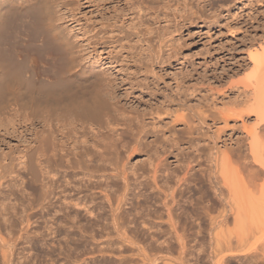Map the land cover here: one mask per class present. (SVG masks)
<instances>
[{"label": "rangeland", "instance_id": "obj_1", "mask_svg": "<svg viewBox=\"0 0 264 264\" xmlns=\"http://www.w3.org/2000/svg\"><path fill=\"white\" fill-rule=\"evenodd\" d=\"M141 1L144 2V9L142 10L136 4ZM60 10L59 24L65 26L69 37L80 45L81 65L87 69H99L104 74L103 77L106 80L103 79L102 82L105 84L102 83L104 85L101 86L107 90L104 94L113 93V98L112 95H107V97L110 100L113 99V102L116 101L115 103L121 109H115L116 112L119 111L118 114L115 112L116 116L119 117L121 113L127 116L134 112L143 115L142 117L146 120V133L143 135L144 138L140 145L135 146L134 149H136L134 150L131 144H127V149L129 147L131 149L122 148L125 152L128 151L125 154L123 153L124 150L120 149L128 168L136 171L135 173L141 178L139 179L143 186H141L142 188L139 187L140 185L137 186L140 188L137 190L133 186L135 191L132 192V195L130 193L131 197L128 198L131 201L129 200L127 205L124 204L126 206L122 205L120 213H123L124 216L120 214L122 225L119 226V232L117 229L115 231V227L110 224V209L106 205L102 208L104 210L101 209L103 214H101L100 209L95 211V214L99 213L98 215L94 214L95 217L89 216V213L82 209L70 211L71 216H73L72 214L75 215L73 219L71 216L69 219L68 211L63 217L62 214L57 217L54 212L60 222L62 218L64 219L62 222H66V217L67 221L71 220L68 222L69 224L72 223L74 227L71 224L70 227L68 222L63 224L54 221L56 218L53 212L45 214L40 209L38 211V214L41 213L38 215L39 223L33 225L30 216L33 212L31 211L33 198L31 186L33 182L31 184L30 163L31 157L33 158L34 153L37 152H35L33 141L35 140L33 139L34 129L32 127L34 120L28 116V112H26L27 115L19 114L20 112H17L18 114L10 113L9 116H6L7 118L5 117L0 122V172L7 170L5 171L7 174L0 182L2 184L0 187V235L3 237L0 236V238H5L4 240L1 239L0 245L6 244L11 247L13 250L10 248L11 252L9 251L10 254L8 255L12 254L13 257H6L9 249L3 245L5 249L0 248V264H4L2 261L7 259L8 262L11 258L12 261H9L11 264H29L30 262V264H177L175 258L178 257L180 250L182 252V248L174 241L177 232L173 228L172 221L175 220H172L173 218L170 217L168 211V208L173 207L174 209L176 207V202L173 201L181 198L180 195L176 194L177 191L174 188L183 189L188 184L194 189L195 186L198 191L194 189L193 193L184 195L183 200L186 201L185 199L189 197L194 203L197 202L196 199L200 197L198 192L202 187L200 186L201 177L196 175L193 179L191 175L207 166L205 156L198 157V153L189 149V141L192 135L188 136L186 133L189 129L186 128L187 125L182 116L187 114V107L204 112L205 115L209 116L208 123L212 130L210 133H205H208L207 135L221 134L225 142L219 146L225 151H228L229 148H237L236 144L240 141H245V144L249 142H246V136L243 135L245 131L243 126L245 125L248 129L254 128L257 125L255 116L252 117L251 122L246 120L244 124L239 118H233L226 124L221 120L223 118L221 115L223 113L230 114L232 110H245V106H242L241 103L244 98H247L248 93L249 96H253L250 92L254 90L255 84L252 77L254 62L258 54L263 52L261 50H264V0H77L74 11H69L68 8ZM121 20L127 22L128 26H135L147 40L159 45L158 63L152 62L146 56L141 44L136 39L121 38V35L112 33L110 26ZM20 24H16L15 33L11 40L14 47L12 49L20 56L24 65H27L28 72H32L36 78H46L51 52H47L43 48L44 52L41 46V44L43 45L42 39L28 34ZM158 34L159 37H157ZM32 74L27 73L28 76ZM107 88L112 93H109ZM249 96L248 98H250ZM263 97L264 95L260 96L261 99ZM262 101L264 104V99ZM58 116L53 117L54 119L57 117L56 121H51L54 123L57 132L54 131L51 135L52 140H49L53 147L61 140L67 144L74 143V141L80 143L83 141L81 139L88 138L83 131L71 123V118H69V122L64 117L59 118ZM253 124L255 125L253 126ZM183 130L187 131L184 132ZM258 130L260 129H256V131ZM40 135L43 138L46 137L45 134ZM40 135L38 139H43ZM204 139L200 138L201 145L205 144ZM51 142L49 143L51 144ZM126 142H129V139ZM176 143L181 149L184 147L185 152L190 153V160L188 156L183 159L181 151L174 150L173 145ZM163 147L166 150H163ZM18 148L24 153L16 152ZM36 150L39 149L36 148ZM38 152V158H41V152ZM174 153L175 155H173ZM21 157L24 158L23 161L20 160ZM240 157L233 158L234 165L237 166L244 162V159ZM178 161H185L183 162L185 164L182 163L183 165H181L183 171L178 169L180 166ZM189 161H191L190 167L185 170L183 166L188 165L187 162ZM151 163L155 168L150 167ZM192 168L194 170L191 171ZM247 169L248 172H255L259 167L254 164ZM163 170L166 171V176L169 175V178L166 176L164 179L161 178L165 172ZM176 170H179L178 173ZM240 171L242 173V168ZM244 174L246 175L247 172ZM173 175L176 176L173 178ZM263 176V180H260L259 184L264 183ZM231 178L236 179L235 176ZM181 179L182 181L184 179L191 181L192 179L191 185L188 181L180 183L178 180ZM181 184L186 185L180 186ZM173 194L174 197L176 196V200L172 199ZM133 195L135 198L132 197ZM102 196L105 195L101 194L100 197ZM103 197L100 199L103 200L105 198ZM165 203L170 205L165 207L163 205ZM171 204L174 205L171 206ZM101 215L102 221L96 219H100L98 216ZM28 219L32 222L31 224L28 223ZM49 222H52L51 226ZM54 222L56 223L54 224ZM187 222L185 224L184 221L186 226L183 231L179 232L183 236L186 232L185 238L188 234H193L196 231V228H194L195 231L189 229L194 220ZM106 223L108 227L111 225L113 229L111 230V226L108 228ZM4 224L6 225L4 226ZM101 224L104 230L101 229ZM103 224L109 230H106ZM30 225L39 227H34L36 228L34 229ZM65 225H68L70 230ZM126 225L127 227H125ZM58 226L60 227L58 228ZM55 227L56 229H54ZM38 228L39 232L35 234V230L38 231ZM50 228H53L57 234ZM72 228L77 230L75 229L72 233ZM98 229H101L100 232ZM96 230L98 231L96 232ZM60 231L65 237H67L66 235L70 237H67L68 241ZM104 234L106 235L103 236ZM121 234L131 239L128 242L127 237L125 238L129 244L123 237H120ZM42 237L44 238L43 243ZM105 237H107L106 241L109 240L106 245ZM58 238L61 239V242L63 238L65 241L61 243ZM76 239L77 242H74ZM153 240H156V243ZM2 241H9V244ZM51 241L56 243L52 244ZM110 242H112L111 245H107ZM164 242L165 244H163ZM1 250L3 251L1 252ZM4 251H7L6 254Z\"/></svg>", "mask_w": 264, "mask_h": 264}, {"label": "bare ground", "instance_id": "obj_2", "mask_svg": "<svg viewBox=\"0 0 264 264\" xmlns=\"http://www.w3.org/2000/svg\"><path fill=\"white\" fill-rule=\"evenodd\" d=\"M136 4L141 10L144 9L143 1ZM76 6L77 0H0V122L5 119L7 115L9 116L10 113L12 114V112H20L19 114L23 113V115L28 112V116L32 117V120H34L32 122V127L34 129L33 135L36 137H33V139H35L33 140L34 149L35 152H41V158H38L39 154H37V152L34 153L37 157L35 155L33 158L31 157V184L33 182V185L31 186L33 197L31 200V211L33 212H31L32 214L30 216L33 223L28 219L29 224L32 223L33 225H37V223H39L38 215L41 213L39 212L38 214V211L40 209L45 214H49V212H53L54 214L55 212L57 217L61 216V214L63 217L64 214H66V211L70 214L71 210L76 209L85 210L89 213V216H93L96 213V210H101L106 205L107 208L109 207L110 209L111 222L108 221L109 218L107 221L115 227V231L117 229L119 232V226L122 225V221L120 222V219L122 220L120 217L122 205L126 206V203L130 200L128 199L129 196L131 197L132 192L134 193L135 191L133 186L136 187V190L143 186V183L140 182L141 178L135 173L136 171H132L128 168L120 149L124 148L126 150L128 147L127 144H131L133 147L132 149H134L135 146L138 147V145H140L144 138L143 135L146 133V120L142 117L143 115L134 112L127 116L123 115V113H121L119 117L116 116L119 111L117 110L116 112L115 109H120V107H118L119 105L117 106V103H115L116 101L113 102V99L112 101L107 97L108 93L106 95L104 94L107 90H104V87H101L105 84L102 81L106 80L104 79L105 77H103L104 74L101 73L102 71L100 72V70H97L96 68L87 69V67L81 65L80 45L69 37L68 30L65 26L59 24L60 9L68 8L69 11H74ZM18 23H21L20 25L23 26L28 34L30 33L42 39V50L44 48L47 52H51V58H49L50 63L48 62V76L46 75V78H36V75L34 76L32 72H28L27 65L25 64V67L24 62L20 60V56L13 50L14 47L11 44V40L15 33L16 24ZM126 23L127 22L121 20L112 24L110 26L112 33L121 35V38L136 39L137 42L141 44L142 50L146 56L150 58L152 62L158 63L159 45L156 43L153 44V41L147 40L142 32L138 31L135 26L131 27ZM157 37H159V34ZM45 50L43 51L45 52ZM261 51L263 52L258 54L257 59L254 62L255 66L252 77L254 78L253 83L255 84L254 90L250 92L253 96H249L248 93V96L250 98L252 97L251 100L247 96V98H244L241 103L242 106H245V110H232L231 112L229 111L230 114L223 113V115H221V117H223L221 120L226 124L233 118L241 119L242 124H244L246 120L251 122V120H253L252 117L255 116L257 125L254 128L248 129V127L242 125L245 129L243 135L246 136V142L249 141L247 144L244 143L245 141H240L236 144L237 148H229L230 150L228 149V151H225L219 146L221 143L225 142L221 134L214 133L207 135L212 130L211 125L208 123V119H210L209 116L205 115L204 112H199L189 107L186 108L187 114L182 116L186 122V128L188 127L187 129H189V131H183H187L186 133L188 136L192 135V138L189 141V149L198 153V157L205 156L207 166L206 168L203 166L205 169L201 171L198 170V172L191 175V178L193 179L196 175L201 177L202 185L199 184L202 187L199 189L200 191L198 193L200 194V197L198 198L199 200L196 199L197 202L194 203L189 197L185 199L186 201L183 200L184 195L191 192L193 193L197 190L195 189V186V190L188 184L183 189L180 187H178V190L174 188L177 191L176 194L180 195L181 198L177 201H173L176 202L175 204L177 208L174 207L173 209V207H170L168 208V211L170 217L173 218L172 220H175H171L173 222V228H175L174 230L177 232V237L174 238L176 239L174 241H176L178 246L182 248V252L178 249V257L175 256L177 257L175 258L177 264H264V183L259 184L260 180H263L262 175H264V104L262 101L264 97L263 99H261L262 97L260 98L261 95H264V50L262 49ZM27 73L32 75L28 76ZM259 91L262 93H260L261 95L259 94ZM110 95H112L111 97L113 98V93ZM57 115H59V118L64 117L65 120L68 121L69 118H71V123L83 131L89 141L87 139H81L83 141L79 140L80 143L74 141V143L66 144L61 140L53 147L52 142L49 140H52L51 135L54 131L56 132V128L51 121H56L55 119L57 117H55V119L53 117ZM255 124H253V126ZM256 129L260 130L256 131ZM205 132L208 133L206 134ZM257 132L262 133V135H259ZM40 134H45L46 137L43 138ZM39 135L43 139H38ZM200 138L205 140L204 145H201ZM127 139H129L130 143L126 142ZM49 142H51V144ZM178 145L179 144L177 143L173 145L174 150L177 152L181 151L183 159L187 156L189 158L190 153L185 152L186 150H183L184 147L181 149ZM164 147L166 146L164 145ZM164 147L163 150H166ZM36 148L39 150H36ZM129 148L131 149V147ZM129 148L127 150H130ZM170 149L173 150L171 147ZM125 150L123 153H128V151L125 152ZM16 152L20 154L24 153L19 148ZM246 152L247 154H245ZM173 155H175V153ZM236 156H241L240 158L244 159V162L237 166L234 165L232 161ZM192 158L194 159V157ZM23 159L21 157L20 160L23 161ZM191 161L194 162V160ZM191 161L187 162L188 165L183 166L185 167V170L189 169ZM183 162L185 161H178V164H180L178 169H181V165L185 164ZM254 164L257 165L259 169L255 172H248L247 168H251ZM150 167L155 168L152 163L150 164ZM241 168L244 173L247 172L246 175L243 171L241 173ZM190 170L192 171L194 168ZM5 171L7 170L5 169ZM5 171L0 172V182L5 174H7ZM156 171L157 168L154 173ZM164 171L165 170H163V172ZM164 173L162 174L163 176H161L163 179L166 176V171ZM188 174L190 173L188 172ZM170 175L172 176V174ZM168 176L166 177L169 178ZM175 176L173 175V178ZM232 176H235L236 179L231 178ZM178 181L181 183L185 181V179L183 181L182 179ZM191 181H188L190 182V185ZM146 184L148 183L146 182ZM1 185L2 184L0 183V187H2ZM184 185L186 184H181L180 186ZM98 194H100V196L101 194H104L105 198L102 196L104 199H100L102 197L98 196ZM137 194L139 195V193ZM132 197H134V195ZM175 197L173 194L172 199L174 198L176 200ZM168 204L169 203H165L163 205L166 207ZM173 205L171 204V206ZM102 210L101 214H103ZM173 212L174 214H172ZM69 214V219H71V214ZM98 214L99 213L95 215ZM125 214L128 213L125 212ZM56 215L54 217L57 219ZM72 215L73 216L71 217L73 219L75 215ZM121 215L124 216L123 213ZM98 217H100V219H96H102V215ZM56 219L54 221L60 222ZM65 219V224L68 221H71H67L66 217ZM63 220L64 219L62 218L60 223H63ZM189 220H194L193 223L191 222L192 225L189 229L194 230V228H196V231L194 230L195 232H193V234L190 233L185 238L184 236L186 232L184 236L179 232L183 231V228L186 226L184 225V221L186 224ZM69 222L68 225L71 224L73 226V224H69ZM55 223L56 222H54V224ZM187 224L189 225L188 222ZM5 225L6 224H4V226ZM68 225H65V227L70 230L71 225L70 227H68ZM106 225L108 227L107 223ZM100 226L102 227L101 229L104 230L102 224ZM34 227L37 228L39 226H33L32 228ZM59 227L60 226H58V228ZM107 227H105L106 230L109 228ZM113 227L111 226V230ZM125 227H127V225ZM50 229L53 231L56 227ZM75 229L76 228L72 230V233ZM98 230H96V232ZM36 232H39V228L38 231L35 230V234ZM54 233L57 234V232ZM61 234L60 237H62ZM122 234L120 237L125 239L127 236L124 237ZM101 235L102 234L100 233V236ZM105 235L106 234L103 236ZM0 236L2 237V235ZM66 236L68 237V235ZM67 237H65L66 240ZM2 238H0V241ZM59 238L58 241L61 242V239L59 240ZM72 238L75 240L74 237ZM101 238L103 239L102 236ZM35 239L37 238L35 237ZM71 239L69 240L71 241ZM77 239L74 242H77ZM106 239L107 237H105V241ZM126 239H128V237ZM43 240L44 238L42 237V243ZM93 240L96 241L95 239ZM130 240L131 239H128V242H130ZM156 240L153 241L155 242ZM64 241L63 238L62 242ZM107 241L105 242V245L106 243H109ZM2 242L9 244V241ZM54 242L55 241H53V243ZM112 242L107 245H111ZM48 244L47 246H49ZM163 244H165V242ZM3 245L7 246L6 244ZM3 245H0V248L3 247V249H5ZM7 247V249H9L7 253L8 255L12 248L9 246ZM2 251L3 250H1V252ZM5 254L2 253L3 256ZM8 256L6 257L10 258L12 254ZM5 258H3V260H5ZM11 259H9V261ZM7 260L2 262L4 264H11L9 261L7 262Z\"/></svg>", "mask_w": 264, "mask_h": 264}]
</instances>
